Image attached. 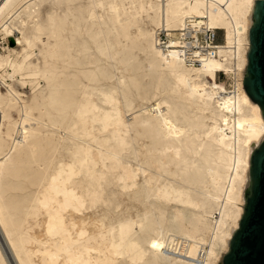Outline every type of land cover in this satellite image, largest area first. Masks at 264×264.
Returning a JSON list of instances; mask_svg holds the SVG:
<instances>
[{"label": "bare ground", "instance_id": "bare-ground-1", "mask_svg": "<svg viewBox=\"0 0 264 264\" xmlns=\"http://www.w3.org/2000/svg\"><path fill=\"white\" fill-rule=\"evenodd\" d=\"M255 5L0 0L1 81L31 86L0 88V264H223L264 141Z\"/></svg>", "mask_w": 264, "mask_h": 264}, {"label": "water", "instance_id": "water-1", "mask_svg": "<svg viewBox=\"0 0 264 264\" xmlns=\"http://www.w3.org/2000/svg\"><path fill=\"white\" fill-rule=\"evenodd\" d=\"M244 85L264 114V0H256ZM251 187L245 212L223 264H264V141L251 157Z\"/></svg>", "mask_w": 264, "mask_h": 264}, {"label": "rangeland", "instance_id": "rangeland-1", "mask_svg": "<svg viewBox=\"0 0 264 264\" xmlns=\"http://www.w3.org/2000/svg\"><path fill=\"white\" fill-rule=\"evenodd\" d=\"M1 32V31H0ZM222 32V31H221ZM21 36L20 30L19 29H15V31H13L12 33H9L8 35H4L0 33V53L2 54H6L7 53V49L9 48H13V49H17L20 50L21 49V44L22 42H17V37ZM222 37V34L220 33V38ZM16 77V78H15ZM13 79L10 77H6V84L3 83L4 81H1L2 79L0 78V88L2 91H6V89L8 88V83H13L14 86L18 89H20V91H22V93L27 96L29 94H31V86L29 85V83L25 84V85H21V82L19 81L20 76L16 75ZM18 78V80H17ZM231 79L230 74L221 71L218 73V80L220 82L226 83L228 80ZM12 80V81H11ZM9 81V82H8ZM17 81V82H16ZM19 81V82H18ZM8 82V83H7ZM44 83V81L42 82V84ZM22 88V89H21ZM24 88V89H23ZM22 94V95H23ZM27 94V95H26ZM0 236H1V232H0Z\"/></svg>", "mask_w": 264, "mask_h": 264}, {"label": "built area", "instance_id": "built-area-1", "mask_svg": "<svg viewBox=\"0 0 264 264\" xmlns=\"http://www.w3.org/2000/svg\"><path fill=\"white\" fill-rule=\"evenodd\" d=\"M221 29H216V30H209L206 34H204V41H208V46H207V52L212 55L215 56L218 54V46L217 44L223 41V36L220 38V33ZM164 35V34H163ZM206 35V36H205Z\"/></svg>", "mask_w": 264, "mask_h": 264}]
</instances>
